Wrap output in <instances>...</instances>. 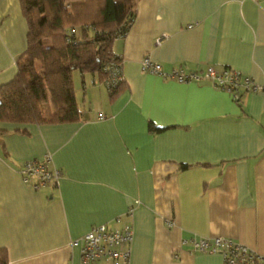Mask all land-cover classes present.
<instances>
[{"label": "crops", "instance_id": "0c3cea01", "mask_svg": "<svg viewBox=\"0 0 264 264\" xmlns=\"http://www.w3.org/2000/svg\"><path fill=\"white\" fill-rule=\"evenodd\" d=\"M26 33L19 0H0V85L14 77ZM112 50L124 79L114 98L97 74L74 71L79 120L0 122L4 264H80L73 240L125 223L130 264H224L194 250L217 236L264 255V89L233 99L208 80L140 68L143 57L165 71L229 67L264 85V0H138ZM45 154L60 176L35 190L19 169Z\"/></svg>", "mask_w": 264, "mask_h": 264}, {"label": "trees", "instance_id": "16d2710c", "mask_svg": "<svg viewBox=\"0 0 264 264\" xmlns=\"http://www.w3.org/2000/svg\"><path fill=\"white\" fill-rule=\"evenodd\" d=\"M19 2L27 24L26 47L15 60L14 77L0 85V122L59 124L79 120L74 71L97 74L111 98L119 94L124 79L121 75L113 85L106 78V65L121 62L112 45L132 27L138 0ZM5 262V252L0 250V264Z\"/></svg>", "mask_w": 264, "mask_h": 264}, {"label": "built area", "instance_id": "2783aa9c", "mask_svg": "<svg viewBox=\"0 0 264 264\" xmlns=\"http://www.w3.org/2000/svg\"><path fill=\"white\" fill-rule=\"evenodd\" d=\"M106 68L109 70L106 78L114 85L121 77V65L111 62L106 65ZM140 68L143 72L157 75L165 80L185 83L201 79L208 80L213 87L230 93L233 99L240 97V89L245 92L264 89L263 84L255 83L239 70L229 67L216 68L207 65L202 70L193 71L183 67H174L170 71H165L158 62L149 57H143L140 61ZM106 84H109L108 80ZM49 161V154L39 159L24 161L19 169L22 181L35 190L49 183H56L60 173L57 169L48 167ZM132 237L133 230L129 223L116 229H111L105 224H98L92 225L84 235L73 240L72 245L77 243L80 245V264H96L98 261H108L110 264H130ZM193 246L197 251L220 254L224 264H264V255L230 238L204 237L194 242Z\"/></svg>", "mask_w": 264, "mask_h": 264}]
</instances>
